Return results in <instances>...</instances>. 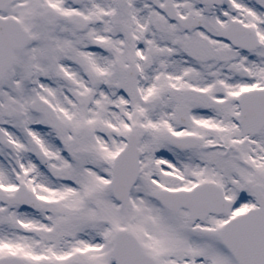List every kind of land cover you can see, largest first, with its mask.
<instances>
[{"label": "snow or ice", "instance_id": "1", "mask_svg": "<svg viewBox=\"0 0 264 264\" xmlns=\"http://www.w3.org/2000/svg\"><path fill=\"white\" fill-rule=\"evenodd\" d=\"M0 264H264V0H0Z\"/></svg>", "mask_w": 264, "mask_h": 264}]
</instances>
